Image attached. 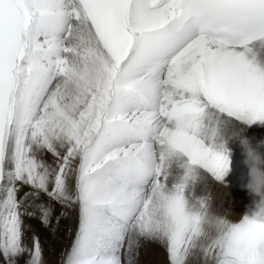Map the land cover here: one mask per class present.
Returning a JSON list of instances; mask_svg holds the SVG:
<instances>
[{"label":"snow or ice","instance_id":"6c2138e0","mask_svg":"<svg viewBox=\"0 0 264 264\" xmlns=\"http://www.w3.org/2000/svg\"><path fill=\"white\" fill-rule=\"evenodd\" d=\"M256 123L264 0H0V264H46L53 218L60 264H264V220L210 191Z\"/></svg>","mask_w":264,"mask_h":264},{"label":"bare ground","instance_id":"6f19581e","mask_svg":"<svg viewBox=\"0 0 264 264\" xmlns=\"http://www.w3.org/2000/svg\"><path fill=\"white\" fill-rule=\"evenodd\" d=\"M240 136L241 138H246L251 146H255L258 140L264 138V124H253L240 133ZM229 147L234 157V167L229 177H227L228 187L212 184L210 191L213 197L214 211L235 222L241 218L246 210L250 212L252 209L248 207L251 198L242 188V185L247 181L248 168L244 163L240 140L236 138L232 139L229 142ZM58 212L59 206L57 205V212L55 214H58ZM69 220L71 222L70 226L66 224V221H60L58 225H54L53 218V227L57 231L56 240L54 241L49 237V228H45L38 220L32 219L28 221L32 225L33 230L41 238L44 248V258L47 264H59L58 259L61 253L59 250L61 242L59 240L61 237H66L67 233V238L72 240L73 237L67 229L71 228L74 231L75 220ZM136 260L137 264H166V254L156 244H144L140 248Z\"/></svg>","mask_w":264,"mask_h":264},{"label":"clouds","instance_id":"9594fccd","mask_svg":"<svg viewBox=\"0 0 264 264\" xmlns=\"http://www.w3.org/2000/svg\"><path fill=\"white\" fill-rule=\"evenodd\" d=\"M240 140L244 163L248 168L247 181L242 188L250 196V207L257 219L264 220V138L251 146L240 132L234 134Z\"/></svg>","mask_w":264,"mask_h":264},{"label":"rangeland","instance_id":"374dc122","mask_svg":"<svg viewBox=\"0 0 264 264\" xmlns=\"http://www.w3.org/2000/svg\"><path fill=\"white\" fill-rule=\"evenodd\" d=\"M55 215L56 214H54V217H55ZM64 221H66V224L68 225V226H70L71 225V222H70V220L69 219H62L61 220V222H64ZM54 225H55V220H54ZM70 230H72L71 228H68L67 229V231H70ZM56 235H57V231L55 230V231H51V230H49V237L54 241V240H56ZM67 233H66V237H61L60 238V242H61V244H60V248H59V250H60V252H62L66 247H67V244H69V242H71V239H69V238H67ZM51 249H53V247H51ZM49 257V256H48ZM47 260H49L48 258H47ZM58 261H59V264H60V255H59V259H58ZM47 264V263H46Z\"/></svg>","mask_w":264,"mask_h":264}]
</instances>
